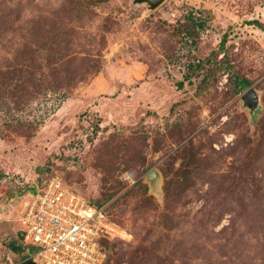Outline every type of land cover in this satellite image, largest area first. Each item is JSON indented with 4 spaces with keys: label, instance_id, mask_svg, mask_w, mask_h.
Segmentation results:
<instances>
[{
    "label": "rangeland",
    "instance_id": "rangeland-1",
    "mask_svg": "<svg viewBox=\"0 0 264 264\" xmlns=\"http://www.w3.org/2000/svg\"><path fill=\"white\" fill-rule=\"evenodd\" d=\"M250 20L264 0H0V264L27 258L8 243L52 175L105 206L113 264H264Z\"/></svg>",
    "mask_w": 264,
    "mask_h": 264
},
{
    "label": "built area",
    "instance_id": "built-area-1",
    "mask_svg": "<svg viewBox=\"0 0 264 264\" xmlns=\"http://www.w3.org/2000/svg\"><path fill=\"white\" fill-rule=\"evenodd\" d=\"M20 225L35 264H112L102 240L121 234L104 205L90 204L59 175L27 196Z\"/></svg>",
    "mask_w": 264,
    "mask_h": 264
},
{
    "label": "trees",
    "instance_id": "trees-1",
    "mask_svg": "<svg viewBox=\"0 0 264 264\" xmlns=\"http://www.w3.org/2000/svg\"><path fill=\"white\" fill-rule=\"evenodd\" d=\"M250 24H254L260 28H264V24L260 23L258 20H250L248 21ZM240 85L241 87H244V86H247L248 85V81L245 79V78H242L240 79ZM36 188H34L31 192V194L35 193L36 192ZM90 204L92 205H96V206H99V205H102L100 203H94V202H91L89 200H87ZM107 210V209H106ZM20 238H21V247L20 246H16L14 242H9L8 243V248L10 250H12L13 252H18L20 251L22 248L25 250V253H24V258L25 257H29L32 255V248L30 246H27L24 242H23V238H22V234L20 233ZM105 241H106V238L102 240V242L105 244ZM106 246V245H105ZM107 249V247H106ZM110 250L107 249V253H108V262H112L111 258H110ZM113 264V262H112Z\"/></svg>",
    "mask_w": 264,
    "mask_h": 264
},
{
    "label": "water",
    "instance_id": "water-1",
    "mask_svg": "<svg viewBox=\"0 0 264 264\" xmlns=\"http://www.w3.org/2000/svg\"><path fill=\"white\" fill-rule=\"evenodd\" d=\"M137 1L138 2H147L149 4L150 8H154L163 0H137ZM241 99L244 102V104H246L249 108H253L258 102L257 94L255 93V91L253 89L247 90L242 95ZM152 174L156 175L157 173H155V171H152L149 176L151 177ZM16 264H35V261L31 256H29V257L25 258L24 260H22Z\"/></svg>",
    "mask_w": 264,
    "mask_h": 264
}]
</instances>
